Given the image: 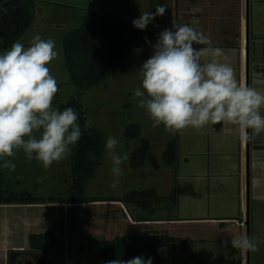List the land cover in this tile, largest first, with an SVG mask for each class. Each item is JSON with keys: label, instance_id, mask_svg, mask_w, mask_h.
I'll return each instance as SVG.
<instances>
[{"label": "rangeland", "instance_id": "374dc122", "mask_svg": "<svg viewBox=\"0 0 264 264\" xmlns=\"http://www.w3.org/2000/svg\"><path fill=\"white\" fill-rule=\"evenodd\" d=\"M202 1L199 0L196 3L195 0H36L33 24L17 41L27 47L33 36L39 34L41 38L52 39L55 42L59 55L48 67L58 84V92L54 97L53 107L60 109L67 107L70 100L81 94L80 88L71 82L69 70L65 65L63 39L69 31L81 25L91 11L135 19L140 16L141 12H154L156 4L166 5L165 14L157 16L144 30L143 36L138 41L127 63L108 81L82 93L87 121H91L90 127L99 128L102 131L105 143L109 136H115L120 142L116 151L120 155L126 154L128 157L121 165L123 175L118 178L119 183L113 188L112 184L116 178L110 171L111 160L108 158L105 148L102 164L97 169L94 178L87 184L85 195L94 199L118 198L132 189L151 187H156L161 196H172L175 190L177 194L176 201L169 199L160 205L155 215H153L155 218L153 222L146 223L139 228L130 224V214L121 204L114 205L118 211L112 212L108 218V206L105 204L94 203L89 206L90 216L88 220L84 218L87 209L83 208L81 226L78 225L79 229L82 228V231L78 234L79 237L76 239L75 244H72L70 251L66 253L61 242L52 253V259L49 260L50 264H104L100 244L102 240L106 238L111 240L116 235L113 227H111L114 220L119 221L122 226H128L124 228L128 235L158 233L182 238L183 241L171 245V264H240V250L231 246L226 248L223 246L221 254L218 255L220 248L215 241L209 240L208 243L202 241V238L208 237L209 239L210 236L214 235L213 232L210 236L206 233V224L182 219L188 216L185 215L186 210L184 211L186 202L188 205V203L201 201V196L206 190L204 187L207 188L208 185H199V180L182 176L178 166H169L164 163L162 152L166 141L173 137H178L179 140L180 136L182 138L185 135L181 134V130L175 133L166 131L163 125L153 127V122L147 115L146 110L138 107V99L134 96L135 90L141 87V77L137 71L151 56L152 45L157 42L158 34L164 29L170 28L172 22L191 24L195 16L199 21L198 30L203 31L208 28L206 26L208 22L201 16H206V12H211L212 16H216V19L210 20L211 29H215L217 32L220 31V33L226 31L230 33L232 30L224 28L225 26H238L240 0H220L213 7L205 5L204 2L203 10L193 14V8L202 9ZM146 40L151 43H146ZM6 50H10V47L0 50V54H3ZM131 123L141 124L143 126L142 136L150 138L152 144L150 159L144 166L137 169L131 166L130 156L139 141L128 140L124 134L127 125ZM180 149L184 151L185 145H182ZM71 157L72 150L65 159L53 162L48 169H45L42 163L35 159L27 160L21 150L14 157L0 158V165L6 159H11L16 165L15 170L2 166H0V170L5 173L8 181L14 185L11 188L15 192L27 190L39 197H49L52 194H54L53 196H59L60 194L67 196L72 183L70 179L73 175L69 164ZM40 172L43 177L40 176L39 178L37 175ZM16 179L21 180L20 184L17 183ZM204 201L205 203L209 202L207 198ZM194 208L195 205L192 209ZM247 210L246 181V216ZM57 213L60 217L64 212L59 208ZM179 218L181 219L179 220ZM253 219L252 203L250 202L251 225ZM106 223L109 225L108 228H104ZM86 224L89 226V230L91 226H94L98 230L100 229L99 232H90L88 235ZM254 228L253 231L250 230V238L260 242L259 250L254 253L246 252V264H264V237H262L263 239H257L255 233L257 229L262 230L261 232L264 233V219L261 218V221Z\"/></svg>", "mask_w": 264, "mask_h": 264}, {"label": "clouds", "instance_id": "9594fccd", "mask_svg": "<svg viewBox=\"0 0 264 264\" xmlns=\"http://www.w3.org/2000/svg\"><path fill=\"white\" fill-rule=\"evenodd\" d=\"M166 10V5L156 4L154 12H141L132 26L146 30ZM201 11L192 9L193 14ZM198 26L194 16L191 24L172 22L158 34L151 56L137 71L141 77V87L134 92L138 107L146 110L153 127L163 125L175 133L223 122L235 126L240 141L248 142L252 138L249 129L255 134L264 131V92L238 80L223 50L212 47ZM58 55L55 42L39 34L29 46L17 41L0 54V158L14 157L22 150L27 160L35 159L48 169L53 162L65 159L80 140L82 129L74 109L53 107L58 84L48 65ZM90 126L89 120L84 127ZM119 143L115 136H109L105 143L110 171L116 178L113 188L123 175L121 165L128 159L116 151ZM89 158L95 159L92 155ZM0 166L16 167L11 159ZM259 243L247 235L230 241L232 248L253 253L259 250ZM228 244L223 241L225 247ZM107 264H152V258L114 259Z\"/></svg>", "mask_w": 264, "mask_h": 264}, {"label": "crops", "instance_id": "0c3cea01", "mask_svg": "<svg viewBox=\"0 0 264 264\" xmlns=\"http://www.w3.org/2000/svg\"><path fill=\"white\" fill-rule=\"evenodd\" d=\"M198 1L195 0L196 3ZM219 1L203 0L201 3L202 10L204 2L205 5L213 7ZM245 5V0H240L238 26L224 27L231 29L230 33L227 31L220 33V31L217 32L215 29H211L210 20L216 19V16L210 14L211 12H206L207 15H202L201 17H204L208 22L206 23L208 28H205L203 33L210 38L212 47H220L223 50L224 56L227 57V62L236 71L237 79L247 84ZM249 44L250 74L248 86L264 92V0H250ZM200 47H204V45ZM261 114L264 115V108L261 109ZM248 131L252 137L251 140L241 142L236 127L223 122L220 128H216L215 124L210 123L200 129L193 127L182 129L181 134H184L185 137L181 138L180 136L179 139L178 161L171 165L178 166L182 176L199 180V185H208L207 188L204 187L206 190L201 196V201L188 203V205L186 202L184 211L186 210L185 215L188 216L182 219L206 224V233L210 236L212 235L211 232H213L214 235L210 236L211 238L209 239L204 237L202 241L206 243L209 240L215 241L220 248L218 255L222 252L223 241H229L228 247L231 246V238L248 235L247 226L245 223L243 224L247 219L245 213L248 144L250 150V202L252 203V215L254 216L252 225L250 221V230L253 231L255 229L254 227H256V224L258 225L261 218L264 219V131L259 134H255L251 129ZM182 145H185L184 151L180 149ZM37 176L39 178L40 176L43 177L41 172ZM42 177L41 180L43 179ZM72 178L73 175L70 181H72ZM16 180L20 184L21 180ZM10 184L14 186L12 183ZM188 185L190 184L188 183ZM59 196H62V194ZM205 198L209 202L205 203ZM114 199L100 198L88 202L47 201L0 204V264H9L12 252L31 248L33 235L50 231L55 233L56 242L45 253V264H50L49 260L52 259V253L61 242L65 252H69L72 244H75L76 239L79 237L78 234L82 231L79 226H81L83 208L87 209L86 214L84 213V218L88 220L90 216L88 208L94 203L108 206L107 218L112 212L118 211L114 205L121 204L130 214V224L137 228L155 220L154 217L151 220H144L143 211ZM194 205L195 208L192 209ZM59 208L64 212L60 217H58L57 213ZM115 222L114 220L111 223V227H113L116 235L111 239L128 235L124 231V228L128 226H122L119 221ZM75 223L77 224L75 225ZM108 226L106 223L104 228H108ZM91 227L89 230V226H86L88 235L90 232L95 233L100 230L94 226ZM261 231L257 229L255 232L257 239L264 237V233ZM239 259L240 264H246V252L240 250Z\"/></svg>", "mask_w": 264, "mask_h": 264}, {"label": "trees", "instance_id": "16d2710c", "mask_svg": "<svg viewBox=\"0 0 264 264\" xmlns=\"http://www.w3.org/2000/svg\"><path fill=\"white\" fill-rule=\"evenodd\" d=\"M36 0H0V50L11 47L28 30L35 19ZM133 19L91 11L86 20L69 31L64 39V57L71 82L78 86L81 94L67 103L78 115L82 136L72 147V183L67 196L39 197L23 190L15 192L0 170V204L35 202H88L97 200L87 197L85 189L102 164L105 139L99 128H85L86 110L82 102L85 90L97 87L111 79L127 63L144 30L132 26ZM220 128L221 123L215 124ZM143 126L139 123L127 125L124 134L128 140L139 143L130 156V164L137 169L147 163L152 153L151 139L142 136ZM90 155L95 159H90ZM179 157L178 137L166 141L162 160L166 165L177 163ZM176 190L172 196H161L156 187L132 189L115 198L125 205L143 210L144 220H151L165 201H176ZM182 238L168 234L142 233L117 236L101 242L104 264L114 259L129 260L137 256L152 258V264H171L170 248ZM56 242L53 231L33 235L31 246L46 253Z\"/></svg>", "mask_w": 264, "mask_h": 264}, {"label": "water", "instance_id": "95a60500", "mask_svg": "<svg viewBox=\"0 0 264 264\" xmlns=\"http://www.w3.org/2000/svg\"><path fill=\"white\" fill-rule=\"evenodd\" d=\"M250 0H246V59H247V85L249 83V63H250ZM247 219L245 225L248 229V237L250 238V150L247 147Z\"/></svg>", "mask_w": 264, "mask_h": 264}, {"label": "flooded vegetation", "instance_id": "af4514ba", "mask_svg": "<svg viewBox=\"0 0 264 264\" xmlns=\"http://www.w3.org/2000/svg\"><path fill=\"white\" fill-rule=\"evenodd\" d=\"M9 264H45V253L33 247L14 251L9 258Z\"/></svg>", "mask_w": 264, "mask_h": 264}, {"label": "built area", "instance_id": "2783aa9c", "mask_svg": "<svg viewBox=\"0 0 264 264\" xmlns=\"http://www.w3.org/2000/svg\"><path fill=\"white\" fill-rule=\"evenodd\" d=\"M245 222H243V224H244Z\"/></svg>", "mask_w": 264, "mask_h": 264}]
</instances>
